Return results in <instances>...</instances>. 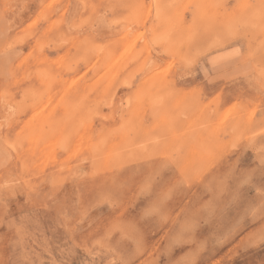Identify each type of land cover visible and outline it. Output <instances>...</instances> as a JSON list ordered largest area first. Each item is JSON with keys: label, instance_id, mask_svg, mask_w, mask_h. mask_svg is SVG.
<instances>
[{"label": "rangeland", "instance_id": "obj_1", "mask_svg": "<svg viewBox=\"0 0 264 264\" xmlns=\"http://www.w3.org/2000/svg\"><path fill=\"white\" fill-rule=\"evenodd\" d=\"M0 264H264V0H0Z\"/></svg>", "mask_w": 264, "mask_h": 264}, {"label": "bare ground", "instance_id": "obj_2", "mask_svg": "<svg viewBox=\"0 0 264 264\" xmlns=\"http://www.w3.org/2000/svg\"><path fill=\"white\" fill-rule=\"evenodd\" d=\"M104 58V57H103ZM106 58V57H105ZM131 61H133V60H131ZM115 63H116V61H115ZM117 64V63H116ZM20 66V65H19ZM68 69V68H67ZM90 69V68H89ZM108 70V69H107ZM67 76V75H66ZM83 76V75H82ZM50 85V84H49ZM125 86V85H124ZM41 111V110H40ZM136 164V163H135Z\"/></svg>", "mask_w": 264, "mask_h": 264}]
</instances>
